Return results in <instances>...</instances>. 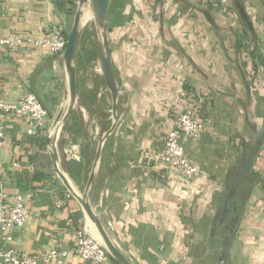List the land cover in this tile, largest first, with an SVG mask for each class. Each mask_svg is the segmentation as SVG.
<instances>
[{
    "label": "crops",
    "instance_id": "crops-1",
    "mask_svg": "<svg viewBox=\"0 0 264 264\" xmlns=\"http://www.w3.org/2000/svg\"><path fill=\"white\" fill-rule=\"evenodd\" d=\"M76 7L77 0H0V39L19 34L24 41L0 45V97L14 102L31 93L49 113L37 136L27 133L26 118L16 113H6L1 122L0 189L10 202L19 193L34 195L26 200L27 223L13 230L8 243L25 256L71 250L78 227L93 234L80 203L52 172L46 150L49 125L68 97L63 59L33 43L52 30L67 35ZM108 27L123 91L117 127L105 142L91 186V204L132 264H216L225 242L220 223L225 189L232 187L254 131L264 125V0H227L226 5L222 0H112ZM95 38L97 66L83 75L84 86L79 43L78 102L58 139L62 168L78 187L85 185L98 142L113 122V99ZM184 109L193 110L201 125L195 137L180 140L198 168L191 179L159 164L166 135ZM247 178L244 199H249L227 264H264L262 143L240 185ZM65 264L96 263L70 253Z\"/></svg>",
    "mask_w": 264,
    "mask_h": 264
},
{
    "label": "water",
    "instance_id": "water-1",
    "mask_svg": "<svg viewBox=\"0 0 264 264\" xmlns=\"http://www.w3.org/2000/svg\"><path fill=\"white\" fill-rule=\"evenodd\" d=\"M112 0H77V7L73 16L72 23L67 32V44L64 52L61 54L68 78V97L66 103L61 107L58 115L52 120L48 129V136L46 138V150L49 151L52 159L53 169L52 172L62 181L67 190L77 199L80 203L84 213L86 214L93 234H91L99 245L105 251L107 257L113 264H132L122 253L116 243L109 236L107 229L103 225L99 215L90 201V191L96 173L101 165V157L103 147L106 140L112 135L117 127V99L119 94L123 91L121 84L117 81L113 69L111 47L109 43V27H108V14ZM236 7L242 20L251 29L252 25L247 16L244 7L236 2ZM93 24L98 49L97 53L101 64V74L103 75L104 82L107 90L113 99L112 104V118L113 122L110 128L104 132L98 142L96 151L93 156L91 170L88 174L84 187L81 189L69 177L68 173L62 168L59 151L58 139L68 120L70 114L74 110L78 102L77 92V72H76V57L79 48L80 39L83 31L89 24ZM124 102H127L128 95L123 92ZM49 117V113H48ZM264 136V125L254 131L253 137L250 142V150L247 155L243 157L240 167L237 171L235 181L231 188L225 189L224 205L220 212V223L225 230V242L219 254L216 264H227L231 248L235 239L238 225L243 216L244 209L248 203V196L244 199L242 207L239 211L235 225L230 226L227 223V217L231 210L232 201L237 193V189L241 181L251 174V168L258 153L259 147ZM254 185L251 186V189Z\"/></svg>",
    "mask_w": 264,
    "mask_h": 264
},
{
    "label": "built area",
    "instance_id": "built-area-1",
    "mask_svg": "<svg viewBox=\"0 0 264 264\" xmlns=\"http://www.w3.org/2000/svg\"><path fill=\"white\" fill-rule=\"evenodd\" d=\"M227 4V0H222ZM21 35L16 34L0 39V45L13 47L23 44ZM37 46L46 47L56 55H61L67 44V37L61 31L52 30L42 35L33 42ZM13 112L26 118L29 129L27 133L37 136L46 129L48 111L34 94H26L14 102H6L0 97V150L3 147L5 134L1 122L6 113ZM201 125L194 117V111L184 109L176 118L175 126L168 131L164 148L159 155L160 167L178 173L185 179H191L197 174L198 168L186 157L181 145V138L195 137ZM32 193L16 194L10 202L8 195L0 189V264H37L54 260L55 264H65V259L74 253L81 259L92 261L96 264H112L103 248L89 231L78 227L76 243L71 250L52 249L42 256H25L15 251L8 243L12 241V232L15 228L23 227L29 219V210L26 200L32 198Z\"/></svg>",
    "mask_w": 264,
    "mask_h": 264
},
{
    "label": "rangeland",
    "instance_id": "rangeland-1",
    "mask_svg": "<svg viewBox=\"0 0 264 264\" xmlns=\"http://www.w3.org/2000/svg\"><path fill=\"white\" fill-rule=\"evenodd\" d=\"M238 1H242V0H238ZM95 37H96L95 29H94L93 24L91 23V25H88V27L85 28V30L82 33L81 39H80V50H81L80 67L83 71L82 78H81L80 82H81L82 86H84V84H85L83 75L87 73L88 68L91 67V65H92V67L97 66L98 57H97L95 50H94V43H96ZM74 125L76 126L75 121H74ZM71 129L74 130V128H71ZM68 130H70L69 127H68ZM79 130H80V128L76 127L74 132L80 134ZM261 143L264 145V136L262 138ZM249 150H250V145H248L247 154H248ZM86 167L89 168L88 163H86ZM100 179H102V178H100ZM100 179H99V183L101 181ZM80 183H82V180H80ZM250 183H251V179L247 178V182H245V184L240 185L239 191L233 200L231 217L238 215L239 210H240L241 205H242V202H243L244 197L246 195V192H248V190H249ZM83 186L84 185H81V187H79V188L81 189Z\"/></svg>",
    "mask_w": 264,
    "mask_h": 264
},
{
    "label": "trees",
    "instance_id": "trees-1",
    "mask_svg": "<svg viewBox=\"0 0 264 264\" xmlns=\"http://www.w3.org/2000/svg\"><path fill=\"white\" fill-rule=\"evenodd\" d=\"M232 207H233V201H232L231 210H230L229 215L232 213ZM237 216L230 217V219L228 220L229 224H234L236 222V220H237Z\"/></svg>",
    "mask_w": 264,
    "mask_h": 264
}]
</instances>
